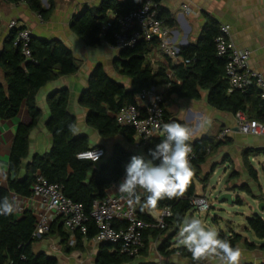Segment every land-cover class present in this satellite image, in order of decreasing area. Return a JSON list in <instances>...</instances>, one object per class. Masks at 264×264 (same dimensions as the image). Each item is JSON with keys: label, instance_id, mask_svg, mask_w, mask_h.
I'll return each instance as SVG.
<instances>
[{"label": "trees", "instance_id": "16d2710c", "mask_svg": "<svg viewBox=\"0 0 264 264\" xmlns=\"http://www.w3.org/2000/svg\"><path fill=\"white\" fill-rule=\"evenodd\" d=\"M27 1L32 9L44 18L49 16L56 4L55 0H48L49 6L45 8L41 0ZM144 1L103 0L98 6L88 7L74 14L70 23L71 29L90 47H98L104 42L111 43L114 24L105 27L106 23L110 22V15L128 12L140 7ZM154 1L158 4L159 17L166 25H172L174 20L169 11L160 4V0ZM219 32V23L213 18H208L198 40L180 49V54L189 59V63L170 65L175 80L168 77L167 67L162 65L153 67L147 59V54L151 50L150 42L142 40L133 47L120 49L117 70L130 79V85L126 86L111 78L102 66H97L81 95V104L89 112L87 123L103 137L122 136L128 144H134V130L129 126L119 125L111 113L133 103L135 95L142 89L167 82L170 83L169 93L199 99L203 91H208L211 106L234 114L239 110H245L251 117L264 121V99L255 85L244 91L230 90L225 75L226 58L218 55L215 44V37ZM15 38L16 31L12 29L9 45L0 52V66L6 80V86L0 83V118H14L25 102L30 122L17 125L8 160V185L0 186V199L8 197L12 200L13 193L23 197L31 196L35 174L40 172L48 181L60 183L64 194L83 203L86 213L90 214L94 201L104 197L107 187L113 181L125 177V166L133 155L151 159L149 149L155 148L156 140L150 141L141 152L116 142L113 144L112 154L105 156L101 165L99 162L79 159L77 154L91 146L87 135L76 133L77 119L69 110L70 93L68 88H62L52 92L48 98L50 116L47 129L52 135V146L46 153H37L32 162L24 164L25 158L29 155L30 133L41 118V109L37 103L39 90L52 80L74 74L79 64L73 51L59 39H37L32 35L29 45L31 56L27 57L22 51L21 44H15ZM164 113L163 124L178 122L187 127L184 121L173 118L166 109ZM187 143L194 150V157L190 161L193 175L183 195L172 198L165 196L154 204L159 208L170 207L171 215L166 218L164 228L145 231L144 247L140 252L143 258L148 255V236L151 234L161 240L160 254L178 253L182 257L193 259L186 246L179 245L173 248L170 246L173 238L179 233L186 214L193 208L192 198L198 195L197 181H200L205 189L213 172L212 170L203 173L202 165L207 162L211 152L228 143V139L215 141L210 136H204L194 141L188 140ZM256 152L264 153V148L250 150L244 154L245 166L255 180L257 172L250 164L249 156ZM236 173V170H232L230 176ZM239 187L241 190L252 192L246 185ZM149 195L143 190L142 200L137 206L139 216L145 219L149 218L143 212ZM260 199L264 201V197ZM233 202L243 204L240 196ZM246 221L256 237L264 239V217L260 213H254L248 216ZM35 224L36 217L29 209L19 216L16 212L11 215H0V264H6L10 260L15 264H59V259L55 255L34 250V243L39 240L32 237ZM97 231L94 220L89 218L86 233L75 231L77 247H83V239H92ZM50 234H57L63 242H67L69 232L64 228L60 216L52 223L47 235ZM218 238L228 240L233 248H237L238 243L242 241L250 246H257L254 242L249 243L244 235L234 231L229 235L220 231ZM258 247L264 249V244ZM137 257L115 251L111 243L102 241L98 246L95 264H158L144 259L135 263Z\"/></svg>", "mask_w": 264, "mask_h": 264}, {"label": "crops", "instance_id": "0c3cea01", "mask_svg": "<svg viewBox=\"0 0 264 264\" xmlns=\"http://www.w3.org/2000/svg\"><path fill=\"white\" fill-rule=\"evenodd\" d=\"M102 1L55 0L54 9L48 17L44 18L32 9L28 1L0 0V52L9 45L12 32L9 28V22L12 19H17L21 25L29 28L32 35L37 39L46 38L63 41L73 51L79 64V68L74 74L63 75L52 80L39 90L37 103L41 109V118L30 133L29 155L25 158L24 164L32 162L35 154H44L50 150L52 135L47 129L50 116L48 98L52 92L62 88H68L70 93L69 110L77 119L75 131L78 135H87L90 146H104L108 153L116 141L123 143L122 139L124 138L122 136L106 138L90 126L87 123L88 109L81 104V95L87 88L89 77L97 66H102L108 76L126 86H129L131 82L128 77L120 74L117 70L119 49L106 42L98 47H90L71 29L70 23L74 14L82 12L85 8L98 6ZM41 2L45 8L49 6L48 0H41ZM160 4L169 11L174 20V23L168 27L171 29L172 41L180 49L190 43H195L207 19L213 18L219 25L228 24L230 26L232 41L238 47L251 51L249 65L264 75V0H160ZM185 5L190 8V12L184 11ZM147 59L153 67L162 65L167 67V70L171 69L170 65L182 62L181 56L176 58L164 56L157 49L156 44L151 47ZM0 83L6 86L5 74L1 66ZM158 87L167 91L166 110L172 114L173 118L187 124L189 140L194 141L204 136L212 138V135H217L224 127L232 129V132L226 137L228 143L212 151L207 162L202 165L203 173L213 170L212 175L218 164H228V167L231 168L228 170L230 173L228 172L227 183L224 185V188L228 186L225 191L240 196L243 203L245 201L248 203L249 209L247 213H243L245 218L254 213H260L264 217V209H259L262 202L260 198L264 197V184L260 169L262 168L264 171V153L256 152L249 156V162L257 172V180L251 177L246 166L243 165L245 153L264 148V136L240 133L236 128L235 114L211 106L208 101V91H203L201 98L193 99L181 97L176 93H169L165 83L159 84ZM28 122H30V114L25 102L14 118H0V186L7 187L8 185V160L17 125ZM196 124L197 128H195ZM126 144H124L126 147L138 152L143 150V148H137L133 144L130 145L127 142ZM232 170L237 171L234 176H230ZM196 184L198 195L207 194L208 185L203 189L200 181H197ZM242 185L248 186L252 192L241 190L239 186ZM199 187H201L202 192ZM140 191L143 190L140 189ZM247 196L252 199V203L248 202ZM150 206L151 204L146 201L143 212L147 216L145 209ZM16 215L19 216L20 214L16 212ZM244 228L250 230L248 226H244ZM231 231L235 232L233 229ZM244 237L249 243L254 242L257 246H250L244 241L238 243L237 248L241 252L238 264H264V249L258 247V245L264 244V239L253 241L247 235ZM148 239V255L145 258L143 255H139L135 263L144 259L158 264H225L218 256H206L201 261H194L191 258L182 257L178 253L162 255L159 252L161 240L151 234H149ZM99 244L100 242L93 240V238L90 240L83 239V247H77V238L75 243L71 245L68 240L63 242L57 234H50L36 241L34 250L55 255L59 259V264H88L89 257L93 255L92 264H95ZM155 245L156 251L152 252ZM177 246L179 244L173 240L170 247Z\"/></svg>", "mask_w": 264, "mask_h": 264}, {"label": "built area", "instance_id": "2783aa9c", "mask_svg": "<svg viewBox=\"0 0 264 264\" xmlns=\"http://www.w3.org/2000/svg\"><path fill=\"white\" fill-rule=\"evenodd\" d=\"M27 1V0H18ZM158 4L154 0H145L135 9L122 14H111L110 22L105 27L114 24L113 40L106 42L116 49L133 47L138 42L145 40L156 44L157 49L166 57H182L184 64L189 59L180 54V48L172 41L171 29L158 14ZM184 11L190 12L188 6ZM9 28L16 31L15 44H21L23 53L31 56L30 41L31 30L17 19L9 22ZM215 44L219 56L226 58L225 75L229 82L230 90H246L255 85L260 96L264 99V75L249 65L251 51L238 47L230 38V26L220 25V32L215 37ZM170 79H174L172 69L167 70ZM168 90L170 83H165ZM167 91L158 86L142 89L135 95L133 103H129L114 113H111L119 125L129 126L134 130L137 148H143L150 141L156 140L155 146L163 139L161 126L164 121V111L167 105ZM237 130L246 135L264 136V121L251 117L245 110L235 113ZM232 132L230 127H224L217 134V140H225ZM190 145V144H189ZM191 147L189 162L194 157ZM99 155L100 162L107 151L104 146L96 145L80 151L79 159L95 162L94 154ZM124 178L113 181L106 189L102 199L95 200L90 214L86 213L83 203L66 196L60 183L50 182L40 172L35 174L32 184L33 194L28 197L12 194L18 208L16 212L22 214L29 209L36 217V224L32 237L43 239L51 230L52 223L57 217H61L64 228L69 232V244L76 241L75 231L87 232V221L92 218L98 229L93 240L106 241L112 244V249L139 256L144 247V233L146 230L162 229L166 226V218L171 215L170 207L159 208L155 205L146 207L148 219L142 218L137 212V206L142 200L143 191H138L136 197L121 198L117 187ZM193 208L207 211L211 205L206 194H199L192 198ZM6 264H15L10 260Z\"/></svg>", "mask_w": 264, "mask_h": 264}, {"label": "clouds", "instance_id": "9594fccd", "mask_svg": "<svg viewBox=\"0 0 264 264\" xmlns=\"http://www.w3.org/2000/svg\"><path fill=\"white\" fill-rule=\"evenodd\" d=\"M163 139L154 149H149L151 159L133 155L125 166V177L117 187L121 198L136 197L138 189L149 193L147 202L154 205L162 197H176L190 181L193 170L189 162L191 147L187 143L189 132L178 122L161 126ZM95 162L99 155L94 154ZM159 161V163H154ZM18 208L17 202L8 197L0 199V215H11ZM180 243L191 252L194 261L202 257L218 256L225 264H238L241 252L228 240L218 238L217 232L206 229L197 218L185 219L180 232Z\"/></svg>", "mask_w": 264, "mask_h": 264}, {"label": "rangeland", "instance_id": "374dc122", "mask_svg": "<svg viewBox=\"0 0 264 264\" xmlns=\"http://www.w3.org/2000/svg\"><path fill=\"white\" fill-rule=\"evenodd\" d=\"M197 128V124L195 126ZM213 139L216 141L217 135H212ZM123 140V143L126 142ZM127 146V144H126ZM106 156V155H105ZM98 163V162H97ZM256 164V162H253ZM243 165L245 162L243 161ZM228 164H218L215 168L214 173L211 175L208 181L207 187V197L209 199V203L211 205L210 209L207 211H200L198 209L192 208L185 216V219L197 218L201 221L202 226L206 229L213 230L217 232L223 231L225 234H230L231 229L235 230V232H239L240 234L247 235L253 241H259V238L256 237L254 232L250 229L249 231L244 228L247 226L246 218L243 213H247L249 209L248 203L246 201L243 204H238L236 202L229 203L228 200H220L219 197L222 192H224L227 188H224V185L227 183V178L229 175ZM262 171V182L264 184V171ZM229 172V173H228ZM230 188V187H229ZM201 189V187H199ZM202 192V189H201ZM236 195L233 196V200H236ZM248 202L252 203V199L247 196ZM184 219V220H185ZM183 227V223L180 227L179 233L173 238L174 242L179 245H183L180 243V232ZM156 245L153 246L152 252L156 251ZM94 261V256L91 255L88 259V264H92Z\"/></svg>", "mask_w": 264, "mask_h": 264}, {"label": "water", "instance_id": "95a60500", "mask_svg": "<svg viewBox=\"0 0 264 264\" xmlns=\"http://www.w3.org/2000/svg\"><path fill=\"white\" fill-rule=\"evenodd\" d=\"M116 142H117V141H116ZM116 142H115V143H116ZM129 148H130V147H129ZM130 149H132V148H130ZM112 151H113V147L110 149V151H109L108 153H106V156L111 155V154H112ZM103 160H104V159H102V160L99 162L100 165L102 164ZM233 196H234V195H233L232 192L224 191V192L221 193L219 199L222 200V201H224V200H228L229 203H233V201H234V200H233ZM259 209H260V210H263V209H264V201H262V202L260 203V205H259Z\"/></svg>", "mask_w": 264, "mask_h": 264}]
</instances>
